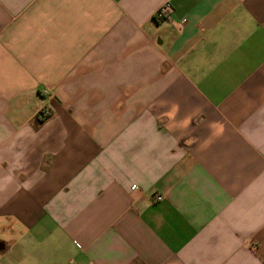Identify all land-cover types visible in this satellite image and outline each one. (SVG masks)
<instances>
[{"label":"crops","instance_id":"crops-1","mask_svg":"<svg viewBox=\"0 0 264 264\" xmlns=\"http://www.w3.org/2000/svg\"><path fill=\"white\" fill-rule=\"evenodd\" d=\"M0 264H264V0H0Z\"/></svg>","mask_w":264,"mask_h":264},{"label":"built area","instance_id":"built-area-1","mask_svg":"<svg viewBox=\"0 0 264 264\" xmlns=\"http://www.w3.org/2000/svg\"><path fill=\"white\" fill-rule=\"evenodd\" d=\"M171 10V6L169 3H165L162 5L155 13L154 19L159 20V19H164L169 15V12ZM44 93H47L44 91ZM50 114V111L47 108H43L39 112V116L43 119L47 118Z\"/></svg>","mask_w":264,"mask_h":264},{"label":"trees","instance_id":"trees-1","mask_svg":"<svg viewBox=\"0 0 264 264\" xmlns=\"http://www.w3.org/2000/svg\"><path fill=\"white\" fill-rule=\"evenodd\" d=\"M41 121H43V118H41V117L38 118V122H41Z\"/></svg>","mask_w":264,"mask_h":264}]
</instances>
